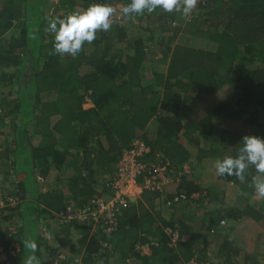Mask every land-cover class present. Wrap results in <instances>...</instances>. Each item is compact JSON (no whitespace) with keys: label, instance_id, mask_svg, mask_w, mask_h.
<instances>
[{"label":"trees","instance_id":"trees-1","mask_svg":"<svg viewBox=\"0 0 264 264\" xmlns=\"http://www.w3.org/2000/svg\"><path fill=\"white\" fill-rule=\"evenodd\" d=\"M93 3L117 9L111 28L98 30L96 39L85 42L76 57L52 54L49 20L64 18L74 8L83 11ZM128 3L130 0H0V126L7 120L13 136V150L7 148L0 157L11 154L14 167L37 175L32 183L35 187L30 189L24 187V180L14 179L17 203L27 200V191L32 193L30 203L9 210L7 221L13 229L0 226V248L7 254L8 264H24L31 254L28 238L31 234L33 239L39 237L29 223L18 226L17 218L25 217L24 208L33 212V207L46 215L47 210H40L34 202L57 196L53 192L59 187L90 196L84 207L64 206L61 198L55 212L48 213L62 226L72 223L84 231L88 227L91 244L86 253L95 251L91 245L98 240L107 245L117 230L128 236L132 227L128 204L117 212L115 230L108 235L91 218L67 224L60 216L67 207L83 210L92 200L109 199L116 163L137 139L150 148L144 163L153 164L155 155H160L174 171L186 167L196 172L206 166L215 170L218 160L235 157L243 136L264 138V0H198L190 16L158 8L117 19L119 9ZM57 12L61 16L55 18ZM156 35L161 40L152 45ZM148 46L157 60L146 58ZM85 100L91 107L82 108ZM151 123L153 129H147ZM29 126L32 129L27 134ZM187 174L153 195L164 196V204L173 197H186L169 208L188 207L199 197L198 201L207 200L203 193L195 198L201 192L199 184L187 181ZM256 175L250 165L243 180L234 175L219 179L242 188L251 186ZM39 178L45 187L38 186ZM45 188L51 196L36 191L44 193ZM226 210L220 217L231 216L233 210ZM36 219L34 215L35 227ZM166 227H175L180 241L183 239L180 228L164 226L158 247L163 254L174 250L168 246ZM49 242L36 243L35 255L41 264H54V254L63 247L74 255L80 251L57 235ZM39 246L47 252L46 258L40 257Z\"/></svg>","mask_w":264,"mask_h":264},{"label":"crops","instance_id":"crops-1","mask_svg":"<svg viewBox=\"0 0 264 264\" xmlns=\"http://www.w3.org/2000/svg\"><path fill=\"white\" fill-rule=\"evenodd\" d=\"M177 37H180L179 34ZM31 129V126L27 128V134ZM12 137L10 124L5 120L0 126V153L7 148L9 152L13 150ZM185 177L187 181L199 184L201 192L195 194V198L203 193L208 195V199L198 201L201 198L199 197L188 207L181 205L169 208L164 204V196L143 193L139 198L129 200V207L126 209L132 223L129 235L123 236L125 233L120 235L117 230L109 238L107 245H100L98 240L97 244L95 242L91 245L95 251H88L89 253H86V248H90L91 244L90 231L89 234L86 231L87 226L85 231L83 228L81 230L79 225L77 227L72 223L62 226L53 222L48 217V213L56 210L58 200L61 198L65 202L64 206L68 203L75 207H84V202L90 196L75 195L65 187L62 189L59 187L56 192H53L57 196H51L46 188L44 193L36 189L41 196L42 194L51 196L49 199H44V202H41L42 197L39 203L34 202L38 204L40 210H47L46 215L35 212L34 207L33 212L24 208L25 217L17 218V221L13 218V221H16L18 226L23 225L24 222L29 223L28 226L32 225L30 227L33 230H38L39 237L34 239L32 234L31 236L27 234L30 237L26 238L31 243L44 245L47 241L51 242L55 239L57 235L63 241L68 240L69 244L74 245L76 249L80 248L77 255H74L68 247L60 248L52 258L54 264H186L190 258L209 262V264H255L256 262L264 264V198L258 197L250 185L244 187L242 185L241 188L232 183H224L212 166L201 167L196 172L194 169L191 172L188 171ZM36 178L37 175L33 176L27 171L14 167L11 154L0 157V226L2 230L13 229V226H10L11 221H7L10 217L9 210L20 203L28 204L31 201L32 191H27L25 194L27 200L25 202L20 200L17 203L14 195V183H16L14 179L19 182L24 180L25 186H23L30 189L35 187L32 183ZM36 182L38 186L43 184L45 187V181L42 178L37 179ZM227 208L233 210L231 216L220 217ZM238 208L240 212L235 211ZM34 215L38 218L36 227L32 224ZM257 216L260 217L258 220H256ZM218 217L221 219L219 220ZM122 220L127 221L123 218ZM222 221H224L223 225L220 224ZM166 225L180 228L183 239L174 247L173 253L163 254L161 247H158L163 235L161 230ZM124 228L128 230L127 226ZM38 253L40 257L47 256L43 246H39Z\"/></svg>","mask_w":264,"mask_h":264},{"label":"clouds","instance_id":"clouds-1","mask_svg":"<svg viewBox=\"0 0 264 264\" xmlns=\"http://www.w3.org/2000/svg\"><path fill=\"white\" fill-rule=\"evenodd\" d=\"M198 0H130L119 9L124 18L152 13L158 8L165 12L182 11L190 16L196 9ZM117 9L109 4L93 3L81 12L67 14L63 19H51L47 31L53 34L52 54H67L76 57L82 45L96 39L97 31H108L116 16ZM240 148L235 157L225 156L215 164L217 175L236 176L243 180L249 166H253L257 175L252 178L251 186L258 197L264 198V138L245 135L241 138ZM31 254L24 264H41L35 255L37 245L29 244Z\"/></svg>","mask_w":264,"mask_h":264},{"label":"built area","instance_id":"built-area-1","mask_svg":"<svg viewBox=\"0 0 264 264\" xmlns=\"http://www.w3.org/2000/svg\"><path fill=\"white\" fill-rule=\"evenodd\" d=\"M149 152L150 148L141 140L137 139L132 142L130 148L121 154L116 163L110 181L111 195L109 199L92 200L83 210L67 207L61 213V222L81 223L91 218L95 223L101 225L104 235L111 234L116 227L117 212L123 209L129 200L139 198L146 192L161 194L168 186L180 182L182 176L188 173L186 167L174 171L169 161L160 155H155V163H144L142 159ZM193 198L194 196L189 199ZM179 201H186V197L180 195L173 197L171 201L167 199L165 206L177 205ZM220 224L223 225L224 221ZM164 233L169 240V247H175L179 243L180 239L175 227H166ZM17 247L18 245L14 246L15 249ZM6 255L0 248V264H8ZM186 264H208V262L192 258Z\"/></svg>","mask_w":264,"mask_h":264},{"label":"rangeland","instance_id":"rangeland-1","mask_svg":"<svg viewBox=\"0 0 264 264\" xmlns=\"http://www.w3.org/2000/svg\"><path fill=\"white\" fill-rule=\"evenodd\" d=\"M54 3H56V1H54ZM81 11H82V10L79 9V8H74V12H81ZM116 15H118V12H117ZM53 16L56 18L57 16H61V15H60L59 12H57V13H54ZM120 17H121V15L117 16L116 18L119 19ZM60 19H63V17H62V18L60 17ZM133 26H134V25H133ZM124 27L128 30V33H129V32H130L129 27H128L127 25H124ZM181 34H182V33H181ZM181 34H179L180 37L182 36ZM160 40H161V38H159V36L157 37V35H156V39H155L154 41H152V42H153L152 45L157 44ZM205 41H206V40H204L203 42L206 43ZM149 46H151V45L149 44ZM149 46H148V47L146 48V50H145V54H147L146 58H153V59L157 60V58H156L155 56L152 57V55H151L152 50L150 49ZM157 57L160 58V55H157ZM160 66H161V65H160ZM160 66H158V68H159ZM158 68H157V69H158ZM89 107H91V104L89 103V101L85 100V103L82 105V108H83V109H87V108H89ZM153 127H154V125H153V123H151V124H148L147 129L152 130Z\"/></svg>","mask_w":264,"mask_h":264}]
</instances>
